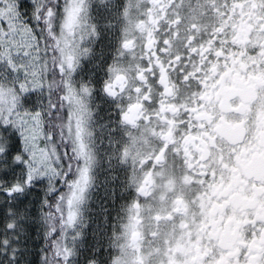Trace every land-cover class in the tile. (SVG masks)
<instances>
[{
  "label": "snow or ice",
  "instance_id": "6c2138e0",
  "mask_svg": "<svg viewBox=\"0 0 264 264\" xmlns=\"http://www.w3.org/2000/svg\"><path fill=\"white\" fill-rule=\"evenodd\" d=\"M144 3L147 8L137 6L144 17L139 22L132 18L126 0L117 6L114 14L126 20L128 27L122 30L116 51L119 56L129 54L132 60L125 67L114 57L100 86L104 96L119 101L115 104V128L108 131L109 143L119 145L115 152L120 163L131 160L134 169L129 185L132 199L124 209L127 222L114 218L106 264H154V258L161 264H175L173 248L160 245L165 238L160 231L153 234L156 244L149 241L145 246L140 242L138 219H150L152 215V209L146 206L149 189L153 188V194L155 187L167 192L173 181H191L189 186L200 191L210 181L215 182L221 166L232 163L230 156L227 160L216 159L221 156L216 144L223 146L224 142L212 128L221 113L217 110L215 116L209 114V97L221 87V74L230 70L229 64L220 61L227 60L223 53L238 48L235 41L225 39L230 33L237 35V22L252 26L250 36L264 37V0H198L195 5L189 0L190 23L185 37L204 32L207 40L198 38L187 45L191 61L187 67L184 56L178 58V63L173 59L172 50V26L177 25L173 17L180 16V23L185 17L179 11L166 17L163 22L170 26L169 39L154 43L160 17L153 18L151 13L158 0ZM184 6L183 0L177 5ZM208 16L209 22L191 27ZM133 32L141 33L142 39L147 37L139 58L130 37ZM99 34V26L91 17L90 0H0V192L14 197L35 181H46L41 203L46 208L45 235L55 237L51 241L54 264H69L74 242L84 236L83 228L78 226L96 163L91 126L96 86L91 79H77V73L82 59L92 52L87 41ZM259 47H250L249 52L254 54ZM173 64L183 68L177 72L175 83L169 70ZM227 100V96L217 97L220 104ZM116 131L121 133L122 141L116 140ZM156 138L159 143L149 152L145 146ZM137 146L145 150L134 151ZM137 167L142 173L140 178L135 175ZM190 203L193 208L199 203L195 192ZM177 218L174 214V227ZM15 226L13 221L5 223L10 231ZM178 227L183 229L184 225ZM9 243L6 238L0 240L5 247ZM86 264H101V260L93 256ZM184 264H264V215L239 225L236 236L219 245L209 237L206 246L201 245L184 258Z\"/></svg>",
  "mask_w": 264,
  "mask_h": 264
},
{
  "label": "flooded vegetation",
  "instance_id": "af4514ba",
  "mask_svg": "<svg viewBox=\"0 0 264 264\" xmlns=\"http://www.w3.org/2000/svg\"><path fill=\"white\" fill-rule=\"evenodd\" d=\"M190 2L195 5L198 0H190ZM180 3L181 0H158L151 13L153 18L157 15L160 17L155 26L154 43H158L161 39H169L170 26L163 21L166 17L173 16L175 11L181 12L185 17L184 23H180V16L173 17L177 21V25L172 26L175 28V31H172L173 59L178 63V58L184 56V65L190 67L191 61L187 58V45L198 38L207 40V35L204 32H200L198 35L193 32L185 37V29L190 23L188 19L190 9L187 6L189 0H183L185 4L183 8L177 7ZM139 5H143L144 8L148 7L144 0H136L131 11L132 18L137 22L144 19L137 12ZM210 20V16L203 17L191 27L195 29L199 27L200 23ZM146 23L148 22L146 21ZM126 27H128V22L124 20L121 30L116 34V44L113 46L116 49L121 32ZM251 31L252 26L247 25L246 22L238 21L237 35L233 36L230 33L225 38L226 42L235 41L238 48L229 49L226 53H223L222 49L220 50L227 57V60L220 61V63L229 64L230 70L221 74L219 81L221 87L209 97L211 100L208 106L209 114L215 116L217 110L221 113L217 121L218 126L213 125L212 128L219 140L224 142L223 146L219 143L216 144L218 152H221V156H217L216 159L227 160L230 156L232 163L226 167L221 166V170L215 175L214 183L210 181L200 191L195 192L199 201L196 208L191 206L192 199H188L184 195L187 187L191 185V181L184 183L173 181L167 192H161L158 187H155L153 194V188H150L146 206L152 209L151 218L140 216L137 222L140 242L145 246L149 244V241L156 244L153 239V234L156 231L164 234L165 238L160 242V245H163L165 249L169 246L173 248L175 264H184V258L201 245L206 246L209 237L219 245L221 242L235 237L239 225L264 215V199L261 198L264 196V68L261 67L264 64V37L259 34L254 37L250 36ZM130 37L134 39L137 58H139L140 53L146 47L147 37L144 36L142 39L139 32L130 33ZM257 45L260 47L256 53H250L249 48ZM105 57L104 66L106 69H104L101 82L107 78V66L112 63L114 57L125 67L132 60L129 54L125 53V55L119 56L116 50L111 55L106 54ZM245 57L248 58L245 59ZM165 67L168 68L167 65ZM169 70L172 73L171 82L175 83L177 72L183 71V68L177 69L173 64ZM153 91L157 90L153 89ZM96 96H101L100 98L107 105L109 118L116 121L118 112L115 109V104L119 101L107 98L102 92ZM222 96L228 97L227 102L217 103V97ZM136 119L139 120L140 116H136ZM250 131L252 132L251 139H249ZM158 143V138L152 139L150 144L145 147L151 152ZM144 150L140 146L134 149V151ZM120 168L125 179L122 198H120V211L126 218L124 209L132 199V188L129 186L130 175L134 171L132 161L129 160L126 164L120 163ZM135 175L137 178L141 177L142 173L139 171V167L135 170ZM201 181H203L202 175ZM152 184L155 185L156 182L153 181ZM192 187L195 188V186ZM174 214H178L176 227L172 223ZM179 217H183V219ZM180 224L184 225L183 229L178 227ZM145 233L148 235L145 236ZM154 264H161V262L158 258H154Z\"/></svg>",
  "mask_w": 264,
  "mask_h": 264
},
{
  "label": "rangeland",
  "instance_id": "374dc122",
  "mask_svg": "<svg viewBox=\"0 0 264 264\" xmlns=\"http://www.w3.org/2000/svg\"><path fill=\"white\" fill-rule=\"evenodd\" d=\"M31 2V0H29ZM123 0H90L91 17L99 26V36L87 41V46L92 49L91 55L82 59V67L77 73V79L83 77L84 80L91 79L96 86L92 98V109L95 118L91 122L95 136L93 148L96 153V163L92 171L93 182L88 192L87 201L83 205L81 225L83 228V239L74 242V255L69 258V264H86L87 260L93 256H98L101 264H106L107 246L114 231L112 224L117 217L121 222H127L124 214H121V200L125 179L120 168V159L115 152L118 144L109 143L108 131L115 128V121L108 116V108L101 96V79H103L106 54H112L116 47H113L116 34L121 30L124 19L119 18L114 13L117 6ZM136 0H126L132 8ZM31 22V15L28 14ZM116 140L122 141L123 137L119 131L113 133ZM20 141L19 135H17ZM115 190V196L113 195ZM35 191V192H34ZM46 193V181L37 180L26 190L30 194V202L35 201L37 193ZM5 193H0V240L8 239L7 247L0 245V264H42V258L36 250L39 245L40 225L39 218L31 213L30 202L12 200ZM38 199V198H37ZM6 221L15 223L14 230L5 227ZM37 222V223H36ZM38 224V228L34 226ZM119 233L120 229H115ZM27 234V238L25 236ZM69 232V246H73ZM28 251L26 246L28 243ZM28 253L24 258L21 251ZM14 257V258H13Z\"/></svg>",
  "mask_w": 264,
  "mask_h": 264
},
{
  "label": "trees",
  "instance_id": "16d2710c",
  "mask_svg": "<svg viewBox=\"0 0 264 264\" xmlns=\"http://www.w3.org/2000/svg\"><path fill=\"white\" fill-rule=\"evenodd\" d=\"M17 135H16V141H17V143H19L20 141L18 140ZM0 193L4 194L3 192H0ZM38 194L40 196H36L35 201L32 203L29 200V197L31 195L27 194L26 191L23 194H18L16 196H14L12 200H21L23 205L25 204L24 200H26L27 202H30L29 204H31V213H32V215H35L37 218H39V225H40L41 235L39 238V245H38V247H36V250H38V251L40 250V252H41V253H39V255L42 258V264H54L55 257L53 256V254L51 252V247H52L51 241L55 237H46V235H45V233L48 229V225L45 221V218L43 217V211H45L46 208H44L42 206V203H41V201L45 197L46 193L39 192V193H37V195ZM48 198L51 199L52 197L49 195ZM34 227L38 228L39 226H38V224H36ZM56 235L57 236L59 235V230H57ZM24 237L27 238V234H25V236H23V238ZM25 241L28 243V240H25ZM28 247H29V243L25 247L27 251H28ZM21 252L24 254V258L26 257V255H28V253L24 252L23 250Z\"/></svg>",
  "mask_w": 264,
  "mask_h": 264
},
{
  "label": "clouds",
  "instance_id": "9594fccd",
  "mask_svg": "<svg viewBox=\"0 0 264 264\" xmlns=\"http://www.w3.org/2000/svg\"><path fill=\"white\" fill-rule=\"evenodd\" d=\"M251 137H252V132L250 131L249 139H251ZM194 192H196V188H193L192 186H188L186 191L184 192V195L186 196V198L192 199Z\"/></svg>",
  "mask_w": 264,
  "mask_h": 264
}]
</instances>
